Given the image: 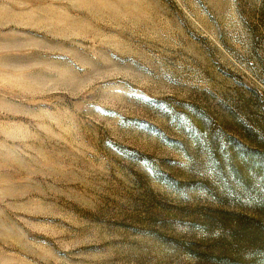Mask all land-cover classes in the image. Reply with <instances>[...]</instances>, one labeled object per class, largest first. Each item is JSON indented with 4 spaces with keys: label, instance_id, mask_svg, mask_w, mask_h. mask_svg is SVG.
Masks as SVG:
<instances>
[{
    "label": "rangeland",
    "instance_id": "1",
    "mask_svg": "<svg viewBox=\"0 0 264 264\" xmlns=\"http://www.w3.org/2000/svg\"><path fill=\"white\" fill-rule=\"evenodd\" d=\"M0 264H264V0H0Z\"/></svg>",
    "mask_w": 264,
    "mask_h": 264
}]
</instances>
